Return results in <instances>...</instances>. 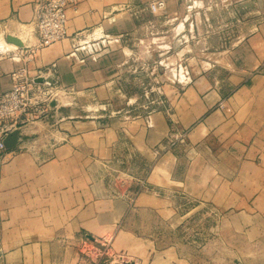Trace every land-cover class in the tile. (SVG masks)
<instances>
[{"label":"crops","instance_id":"0c3cea01","mask_svg":"<svg viewBox=\"0 0 264 264\" xmlns=\"http://www.w3.org/2000/svg\"><path fill=\"white\" fill-rule=\"evenodd\" d=\"M151 1L78 0L67 10V36L31 54L34 0H0V95L12 85L10 73L26 63L32 74L53 65L37 78L53 89L106 98L131 53L140 16L156 15ZM165 3L161 14L177 16L178 0ZM242 26L248 31L217 52L225 76L199 71L171 112L111 117L98 126L88 115L12 121L16 143L0 154V264L91 262L103 238H110V254L97 264H117L119 255L130 264H188L126 223L138 211L167 220L178 194L241 219L247 237L264 235V0H255ZM50 104L67 107L59 99ZM176 137L179 151L168 145ZM122 140L129 157L143 159L139 170L148 168L135 182L147 189L132 199L109 193L95 174Z\"/></svg>","mask_w":264,"mask_h":264},{"label":"rangeland","instance_id":"374dc122","mask_svg":"<svg viewBox=\"0 0 264 264\" xmlns=\"http://www.w3.org/2000/svg\"><path fill=\"white\" fill-rule=\"evenodd\" d=\"M178 3L180 14L175 17L142 13L139 28L129 40L131 53L106 98H99L96 92L65 94L54 89L51 97L59 99L66 108H47L40 103L37 110L33 106L30 114L21 119H38L43 113L74 119L88 115L96 118L98 126L111 117H134L159 109L170 111L181 89L199 71L213 68L215 75L224 77L227 71L217 52L230 48L248 31L249 27L242 26V17L254 9L255 0L245 5L229 0ZM43 108L46 111L40 112ZM177 140L170 138L168 145L179 151ZM127 147L125 140L116 144L115 156L95 174L109 193L124 191L129 197L128 190L136 186L137 178L144 180L141 176L148 168L139 170L143 159L139 155L129 157ZM172 207L174 214L167 220L153 212H134L127 218V226L137 227L159 246L172 248L188 264H264V235L247 237L241 219H232L228 211L183 194H178ZM232 222L239 224L237 228L231 227ZM114 259L117 264H124L118 257ZM123 260L130 264L128 256L123 255Z\"/></svg>","mask_w":264,"mask_h":264},{"label":"built area","instance_id":"2783aa9c","mask_svg":"<svg viewBox=\"0 0 264 264\" xmlns=\"http://www.w3.org/2000/svg\"><path fill=\"white\" fill-rule=\"evenodd\" d=\"M78 0H34V14L32 18L33 32L36 37V44L29 53L62 40L67 36V10L74 8ZM165 0H153L149 2L148 9L152 13H161L165 10ZM53 65L37 68V73L32 74L26 63H22L11 73V87L0 95V154L7 151L4 137L10 133L11 122L22 116L30 114L32 107L35 109L42 103L47 108L51 106L53 99L51 82L39 81L42 72H50ZM40 112L46 109H40ZM44 113L41 115L43 116ZM173 142H171L172 144ZM144 183L128 190L129 198H133L140 191L146 190ZM87 247V246H86ZM110 238H103L96 247V259L82 264H97L98 258L110 254ZM121 263H126L123 256H118Z\"/></svg>","mask_w":264,"mask_h":264},{"label":"water","instance_id":"95a60500","mask_svg":"<svg viewBox=\"0 0 264 264\" xmlns=\"http://www.w3.org/2000/svg\"><path fill=\"white\" fill-rule=\"evenodd\" d=\"M53 104V103H52ZM51 104V105H52ZM16 139H17V131H11L10 133H8L4 139H3V143L7 148H12L15 143H16Z\"/></svg>","mask_w":264,"mask_h":264},{"label":"bare ground","instance_id":"6f19581e","mask_svg":"<svg viewBox=\"0 0 264 264\" xmlns=\"http://www.w3.org/2000/svg\"><path fill=\"white\" fill-rule=\"evenodd\" d=\"M52 100H56V99H52ZM57 101V100H56Z\"/></svg>","mask_w":264,"mask_h":264}]
</instances>
